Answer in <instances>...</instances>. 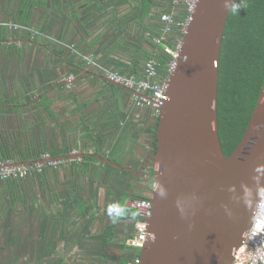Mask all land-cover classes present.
<instances>
[{
  "label": "crops",
  "instance_id": "crops-1",
  "mask_svg": "<svg viewBox=\"0 0 264 264\" xmlns=\"http://www.w3.org/2000/svg\"><path fill=\"white\" fill-rule=\"evenodd\" d=\"M183 9L173 0H0V155L16 163L89 154L0 181V264L140 256L130 242L136 220L121 207L136 192L151 195L154 164L142 165L156 150L159 114L102 75L145 77L146 62L162 52L160 14ZM91 154L123 168L82 160Z\"/></svg>",
  "mask_w": 264,
  "mask_h": 264
},
{
  "label": "water",
  "instance_id": "water-1",
  "mask_svg": "<svg viewBox=\"0 0 264 264\" xmlns=\"http://www.w3.org/2000/svg\"><path fill=\"white\" fill-rule=\"evenodd\" d=\"M224 5L225 0H199L169 77L157 148L142 165L145 168L149 160L154 164L153 215L138 264H232L264 194V85L230 155L219 133L220 58L231 13ZM102 77L136 96L144 95ZM85 155L89 154L61 158ZM90 156L123 168L111 158Z\"/></svg>",
  "mask_w": 264,
  "mask_h": 264
},
{
  "label": "trees",
  "instance_id": "trees-1",
  "mask_svg": "<svg viewBox=\"0 0 264 264\" xmlns=\"http://www.w3.org/2000/svg\"><path fill=\"white\" fill-rule=\"evenodd\" d=\"M245 3L246 7L241 8L240 13H230L220 58L218 123L226 155H230L239 144L264 85V0H245ZM180 4L185 9L176 19L184 21L187 10L184 3ZM26 17L27 14L21 15L23 21ZM184 33L182 26H174L167 34L165 43L175 50ZM161 48L162 52L153 56L159 62L160 75L166 76L173 57L163 46ZM5 158V155H0V159ZM82 160L95 158L86 156ZM121 209L128 211V217L138 219L137 211L133 208L123 205Z\"/></svg>",
  "mask_w": 264,
  "mask_h": 264
},
{
  "label": "built area",
  "instance_id": "built-area-1",
  "mask_svg": "<svg viewBox=\"0 0 264 264\" xmlns=\"http://www.w3.org/2000/svg\"><path fill=\"white\" fill-rule=\"evenodd\" d=\"M198 2L199 0H173L174 4H185L187 13L184 21H178L172 14L160 15V20L164 23V28L162 35L155 38V42L163 46L173 57V60L168 66L166 76L160 75L159 62L155 58H151L146 62L144 67L145 77L141 79L126 77L119 73L105 71V74L110 80L121 83L129 88L136 89L144 94L143 96H136V104L138 106L151 107L157 112V114H159L161 108L168 101L169 77L176 68L182 41L178 44L175 50H172L165 43V39L167 34H169L176 25L182 26L185 32L189 22L192 20ZM15 28L17 27L15 26ZM67 80L71 84L73 75L69 76ZM79 160L81 159H53L50 153H44L43 157L39 160L27 164H15L10 159H0V181L24 179L34 173H43L48 168L57 169L63 164H69L73 161L76 162ZM130 207L136 210L138 214L135 234L130 242L131 245L141 249L151 235L148 229L149 220L153 215L151 195L132 200ZM139 262L140 256L134 260L133 264H138ZM232 264H264V194L255 211L252 225L244 234L243 241L234 254Z\"/></svg>",
  "mask_w": 264,
  "mask_h": 264
},
{
  "label": "clouds",
  "instance_id": "clouds-1",
  "mask_svg": "<svg viewBox=\"0 0 264 264\" xmlns=\"http://www.w3.org/2000/svg\"><path fill=\"white\" fill-rule=\"evenodd\" d=\"M224 6L231 13L237 14V13H240L241 8L246 7V3H245V0H225ZM109 215H111V212H109Z\"/></svg>",
  "mask_w": 264,
  "mask_h": 264
},
{
  "label": "flooded vegetation",
  "instance_id": "flooded-vegetation-1",
  "mask_svg": "<svg viewBox=\"0 0 264 264\" xmlns=\"http://www.w3.org/2000/svg\"><path fill=\"white\" fill-rule=\"evenodd\" d=\"M134 196H135V197H141V195L138 194V192H136V193L134 194Z\"/></svg>",
  "mask_w": 264,
  "mask_h": 264
}]
</instances>
